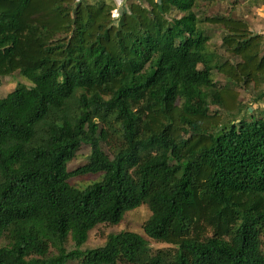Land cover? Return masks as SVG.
I'll list each match as a JSON object with an SVG mask.
<instances>
[{"label": "trees", "instance_id": "obj_1", "mask_svg": "<svg viewBox=\"0 0 264 264\" xmlns=\"http://www.w3.org/2000/svg\"><path fill=\"white\" fill-rule=\"evenodd\" d=\"M229 1L0 0V87L31 81L0 97V264H264V31Z\"/></svg>", "mask_w": 264, "mask_h": 264}, {"label": "rangeland", "instance_id": "obj_2", "mask_svg": "<svg viewBox=\"0 0 264 264\" xmlns=\"http://www.w3.org/2000/svg\"><path fill=\"white\" fill-rule=\"evenodd\" d=\"M117 1H118V6L121 7L122 3L119 0ZM248 1L250 0H240L238 2H235V0H231L227 4L221 3L220 7H222V9L226 11L227 14L232 15L233 17H241V18L249 19L251 22H253V25L256 28L255 26L256 20L260 19L263 16L264 7L262 5L259 9H255L253 4L247 6ZM114 14L118 15L116 9L114 11ZM262 23H264V18ZM258 29L264 31L263 27H258ZM221 38L222 35L221 33H219L217 37L213 38V41H216L220 45ZM19 84L31 85V81L27 77L21 75L20 73H16L13 76L7 77L4 83L0 87V97H5L10 91L14 90ZM260 105L261 107H263L264 102L261 101ZM252 107L254 108V106ZM262 112L263 111L259 109L255 112V114L252 117H258L260 116L258 114H261ZM85 153H87V150L83 151V154L80 155L81 158L77 162L71 164L72 168L76 167L78 164L84 161L83 157L85 156ZM127 226H130L132 229L142 232L140 222L136 220L133 215L130 214L127 220L122 225L116 226L112 224H102L98 228L93 230L90 234L89 245L90 246L101 245L106 241L110 233L118 232L126 228ZM151 244L152 246H154V248L163 246L162 243H155L154 241H152Z\"/></svg>", "mask_w": 264, "mask_h": 264}, {"label": "clouds", "instance_id": "obj_3", "mask_svg": "<svg viewBox=\"0 0 264 264\" xmlns=\"http://www.w3.org/2000/svg\"><path fill=\"white\" fill-rule=\"evenodd\" d=\"M118 4V1L115 0ZM122 4H121V7H117L116 10H117V13L118 15H116L117 17H119V14L121 13V11L123 10V8L125 7V4L127 3V0H119Z\"/></svg>", "mask_w": 264, "mask_h": 264}, {"label": "crops", "instance_id": "obj_4", "mask_svg": "<svg viewBox=\"0 0 264 264\" xmlns=\"http://www.w3.org/2000/svg\"><path fill=\"white\" fill-rule=\"evenodd\" d=\"M263 18H264V14H263V16L260 18V19H257L256 20V23H255V26H256V28H257V30H261V29H258V27H263V30H264V23H262V21H263ZM262 31V30H261Z\"/></svg>", "mask_w": 264, "mask_h": 264}]
</instances>
